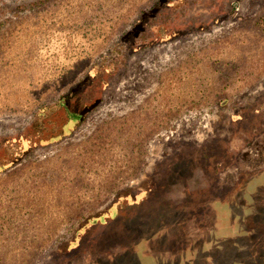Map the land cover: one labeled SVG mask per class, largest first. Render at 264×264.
I'll return each instance as SVG.
<instances>
[{
  "label": "rangeland",
  "instance_id": "374dc122",
  "mask_svg": "<svg viewBox=\"0 0 264 264\" xmlns=\"http://www.w3.org/2000/svg\"><path fill=\"white\" fill-rule=\"evenodd\" d=\"M0 264H264V0H0Z\"/></svg>",
  "mask_w": 264,
  "mask_h": 264
}]
</instances>
